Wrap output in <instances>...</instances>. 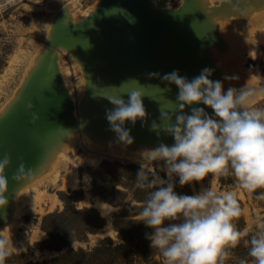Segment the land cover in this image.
<instances>
[{
  "label": "water",
  "instance_id": "obj_1",
  "mask_svg": "<svg viewBox=\"0 0 264 264\" xmlns=\"http://www.w3.org/2000/svg\"><path fill=\"white\" fill-rule=\"evenodd\" d=\"M254 1L214 0L209 5L205 0H181L177 7L170 8L166 0H99L87 16L78 20L72 19L68 6H62L54 14L47 34L50 39L46 37V45L14 97L0 111V156L10 153L12 157L4 173L8 204L0 209V227L8 220L20 188L75 132L85 131L100 140L117 137L106 119V109L114 107L106 96L131 90L146 94L145 120L124 125L134 138L126 146H171L172 136L151 129L153 121L161 123L160 110L168 111L173 122L177 114L173 111L178 108L179 89L163 76L178 70L191 80L202 69L211 68L209 78L219 80L211 52L212 47L222 50L225 46L218 21L241 13ZM60 49L74 56L84 75V93L77 106L60 73ZM122 98L127 101V93ZM29 104L34 107L29 108ZM192 107H204L213 114L203 104L186 106L183 112L191 114ZM34 115L38 118L33 123ZM21 164L23 173L18 171Z\"/></svg>",
  "mask_w": 264,
  "mask_h": 264
},
{
  "label": "rangeland",
  "instance_id": "obj_2",
  "mask_svg": "<svg viewBox=\"0 0 264 264\" xmlns=\"http://www.w3.org/2000/svg\"><path fill=\"white\" fill-rule=\"evenodd\" d=\"M7 1L0 0V105L17 88L29 55L39 46L46 45V32L39 28L32 31L34 25L39 24L49 11L56 12L70 2L75 1L80 11L94 8L99 0ZM211 1L213 5L214 0ZM180 2L168 0V5L173 8ZM229 17L247 27L239 29V32L234 31L235 28L228 30L230 38H226V42L230 45L226 52L229 51V61L225 75L235 78L227 81L237 89L245 85L264 89V2L255 0L241 13ZM63 58L68 57L63 55ZM215 64L217 67V61ZM70 70L71 82L77 86L80 74L74 65ZM218 75L224 82L226 76L220 72ZM252 76L255 77L254 82L250 79ZM75 92L78 94L77 87ZM256 106L264 107V95L257 97ZM76 148L67 151L69 160L66 168L76 169L79 184L62 187L63 180L58 184L49 183L44 189L53 199L38 197L36 204L27 203L16 216L4 223L7 228H12L9 236L17 248L5 264H166L146 236L153 229L140 221L139 216L148 192L154 189H141L137 181L142 164L146 170L168 179L163 171V161L108 156L82 142ZM85 173L88 183L83 180ZM173 179L176 181L175 190L180 194L193 195L210 187L211 181L218 191L237 192L242 214L235 223L241 230L250 227L255 231L258 218L264 222V200L257 199L264 189L249 193L238 188L231 176L213 178L210 174L203 181L185 186L179 185L178 177L173 176ZM96 199L109 203L113 209L105 216L95 206ZM97 212L104 220L100 221ZM248 251L249 247L241 241L239 246L230 250L231 256L225 264H239L240 260L253 264Z\"/></svg>",
  "mask_w": 264,
  "mask_h": 264
},
{
  "label": "clouds",
  "instance_id": "obj_3",
  "mask_svg": "<svg viewBox=\"0 0 264 264\" xmlns=\"http://www.w3.org/2000/svg\"><path fill=\"white\" fill-rule=\"evenodd\" d=\"M212 73L211 68H204L191 80L182 77L178 70L163 76L179 89L178 108L173 111L177 114L173 122L168 111L160 110L161 123L153 121L151 129L172 136L174 143L171 146L160 143L142 153L144 161H163L168 179L141 165L138 186L154 190L148 192L139 212L140 221L153 229L146 236L166 264H225L231 256L230 250L241 241L249 247L253 264H264V222L258 218L255 231L237 227L235 221L242 214L237 192L218 191L212 181L210 187L193 195L175 190L173 176L179 178L180 186H185L203 181L210 174L213 178L234 177L237 187L249 193L264 189V107L256 106L257 97L264 95V89L245 85L225 90L222 81L209 78ZM124 93L128 95L127 101L122 98ZM124 93L106 96L114 105L106 109V119L118 141L130 145L134 138L124 125L128 121L135 125L138 119L145 120L146 94L141 90ZM194 104L210 107L213 114L204 107H192L191 114L183 112L186 106ZM37 118L34 115L32 122ZM11 162L10 153L0 156V209L8 204L5 196L8 179L4 173ZM18 171L24 172L22 164ZM257 199L264 200V192ZM14 249L17 248L12 237L0 232V264H5ZM239 264L248 261L240 260Z\"/></svg>",
  "mask_w": 264,
  "mask_h": 264
},
{
  "label": "bare ground",
  "instance_id": "obj_4",
  "mask_svg": "<svg viewBox=\"0 0 264 264\" xmlns=\"http://www.w3.org/2000/svg\"><path fill=\"white\" fill-rule=\"evenodd\" d=\"M205 1H207V3L209 5H212L211 0H205ZM6 2H8V1L6 0ZM165 5L169 7L168 0H166ZM65 6H68L69 13H70L73 20H78L80 18H84L93 9V8L90 10H82L81 9L79 11L78 10L79 8H78V6H76L75 1L70 2ZM49 12H48L47 16H45L44 18H42L40 20L39 24L34 25V28L32 31H36L37 28H39V29L44 30L46 32V34H48L49 28H50L52 21H53L54 14L57 11L56 12L49 11ZM227 18H229V19L224 18V20L222 19V20L218 21L220 24L219 32H220V35L222 36V38L225 42L224 48L222 50L218 49L216 47L211 48L213 60L216 59L215 61H217V67L216 68L219 69L218 73L220 72V74H222L223 77L227 76L225 74L228 70L227 63L229 61V59H227L228 58L227 53L229 51L226 52L227 48L230 45V44L228 45V43L226 42V38H230V37H228V36H230L228 30H230L231 28H235L234 31L235 30L238 31L239 29H243V28L247 27L246 25H240V24H243L242 22L236 23L233 18H230V17H227ZM232 22H234V24L230 25V23H232ZM249 23H251V22H249ZM235 24H237V26H235ZM234 31H233V34H234ZM42 47H44V46H42V45L39 46L29 55V57L26 61V64L24 66V70L22 71L21 76L19 78V81L17 82V88H18V85H20L21 82L23 81L24 77L27 75L28 70L30 69V67L34 63L36 55L38 54V52L40 51V49ZM231 47H232V45H231ZM63 55H66L68 57L67 58L68 60L66 58L64 59ZM215 61H214V63H215ZM58 64H59V69H60L62 79L64 80V83H65L67 89L69 90L70 94L74 98L75 104L77 106V102L82 97V95L84 93V88H85L83 72H82L78 62L74 58V56L72 54H70L69 52H67L66 50H61V49L58 50ZM71 65H74V67L77 68V71L80 74V77H78V80L76 81L77 86L73 85L71 82V74H72L71 70H70ZM228 75H230V74H228ZM242 75H243V73H242ZM242 75H241V77H243ZM227 77H229V76H227ZM244 77L246 80V78H248L247 74H245ZM79 79H81V80H79ZM238 79H240V78H238ZM250 79H252V81L254 82L255 77L252 76V78H250ZM250 79H248V80L250 81ZM227 80L228 79L224 78V82H223L226 90L229 87H232V85H229L230 81L228 80L229 81L228 82ZM76 87H77L78 94L75 92ZM17 88L13 89L11 94L0 105V111L14 97ZM76 97H78V98H76ZM75 113H76V110H75ZM80 142L92 147L94 149V151L98 150L101 154H105L108 156H117V157H122V158H126V159H133L136 161H143L142 153L146 152L149 149H153V147H148V146L130 148V147L126 146L125 144H123L122 142H119L116 136L110 137L108 139L100 140V139L92 138L85 131H77L69 139L66 140V142L63 144V146L60 149H58V151L47 162V164L45 166H43L42 170L39 173H37L33 178H31L29 180V182H27L24 186H22L20 188V190L17 192V194L15 195V197L13 199L11 209H10V212L8 214V220L10 218L16 216L20 212V209L22 208V206L26 205L27 203H30L32 206L34 204H36L38 202L37 201L38 197H41L42 200L49 199L51 196L48 193V191L46 189H44V187L46 185H48L49 183L50 184H58L59 181L63 180L64 185H62V187L63 186L76 187L79 184V180H78L79 178H78V174H77L76 169H74V170L67 169L66 168V161L69 160V157L67 155V151L68 150H73V151L76 150L77 149L76 145H78V143H80ZM83 178H84L83 180L86 183H88L86 173L83 175ZM87 186H88V184H87ZM95 204H96L95 206H97V209H99L100 212L102 214H104L105 216L113 209V207L109 203H107L105 201H101L100 199H96ZM8 220H6V221H8ZM6 225L7 224L3 225L4 228L0 232H3L4 235L9 236L11 234L12 228H7Z\"/></svg>",
  "mask_w": 264,
  "mask_h": 264
},
{
  "label": "trees",
  "instance_id": "obj_5",
  "mask_svg": "<svg viewBox=\"0 0 264 264\" xmlns=\"http://www.w3.org/2000/svg\"><path fill=\"white\" fill-rule=\"evenodd\" d=\"M97 217L100 219V221L104 220V219L101 217V215L98 214V212H97ZM100 225H101V223H100Z\"/></svg>",
  "mask_w": 264,
  "mask_h": 264
}]
</instances>
